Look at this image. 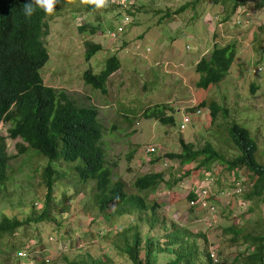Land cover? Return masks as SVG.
I'll list each match as a JSON object with an SVG mask.
<instances>
[{
	"label": "rangeland",
	"instance_id": "374dc122",
	"mask_svg": "<svg viewBox=\"0 0 264 264\" xmlns=\"http://www.w3.org/2000/svg\"><path fill=\"white\" fill-rule=\"evenodd\" d=\"M116 1L109 0L108 7L95 9L81 0H61L55 12L46 16L49 28L44 41L48 57L39 73L45 84L63 89L77 103L97 107L101 145L111 179L119 177L126 191L137 192L132 184L136 175L147 170L163 173L164 180L154 188L138 191L148 201H157L158 220L149 227L135 211L118 215L99 212L93 202L94 182L82 183L70 163L52 160L63 174L53 182L48 217L22 224L4 237L14 242L21 254L8 249L0 253V264H66L63 254L76 257L84 252L106 255L108 264H131L114 245L123 244L119 230L135 223L140 235H151L162 242V233L170 229L171 222L200 233L196 238L202 250L199 257L203 258L202 253L210 249L215 260L245 264L242 252L248 249L249 242L244 236L262 232L264 201L245 200L229 194L228 189L224 194L211 195L216 209L209 211L214 220L207 224L204 218L208 212L196 204L189 205L186 198L192 183L207 169L195 166L196 160L179 164L165 152L178 151L181 138L194 147L208 141L228 158L237 150L228 139L226 126L236 121L247 127L256 141L257 160L264 162V69L251 71L255 62L264 61V4L258 6V0H247L228 12V3L195 0L167 15L192 0H131L130 22L111 38L106 30L120 19ZM83 23L98 27L89 33L78 29ZM85 39L100 44L87 59L83 55ZM227 42L235 44V56L227 73L206 88L197 87L195 61L206 55L214 43ZM112 52L119 59V67L108 75L105 91L84 83L82 71L90 67L92 72H98ZM250 83L255 84L253 91ZM201 100L206 104L197 106L198 112L190 109ZM210 101L219 105L213 117L209 115ZM155 104L162 108L163 116L172 115V123L144 114ZM185 115V126L178 128ZM7 125L0 122V133L6 134ZM15 141L20 138H5L6 151L13 156L8 160V179L0 195V214L24 218L44 207L40 171L48 159L35 154L33 148L16 153ZM148 145H154L157 151H147ZM211 163L214 181L209 190L213 192L227 185L228 175L220 161ZM229 225L239 229L234 241ZM64 248L66 251H61ZM155 256L156 264H163L172 254L163 250Z\"/></svg>",
	"mask_w": 264,
	"mask_h": 264
},
{
	"label": "trees",
	"instance_id": "16d2710c",
	"mask_svg": "<svg viewBox=\"0 0 264 264\" xmlns=\"http://www.w3.org/2000/svg\"><path fill=\"white\" fill-rule=\"evenodd\" d=\"M213 1L230 4L228 12L247 2ZM26 2L28 0H0V122L8 123L6 134L0 133V195L8 179V160L13 156L6 151L5 138L19 137L20 141L14 142L16 153L33 148L36 150L35 154H43L48 159L40 171L44 185V207L38 213L31 212L24 218L0 214V253L11 248L18 250L14 242L4 240V237L10 236L17 227L48 217L53 182L63 174V171L50 162L52 160L70 163L72 171L82 183L90 180L94 182L92 196L99 212L107 211L109 215H118L135 211L138 218L146 221L149 227L153 226L158 220V203L155 200L148 201L147 197L138 191L154 188L164 180L163 173L160 170H147L136 175L132 184L137 192L126 191L121 178H110V170L105 163L101 145L102 128L97 117V107L93 104L77 103L63 89L45 84L42 80L39 67L48 57L44 41L49 28L47 14L37 8L32 17L26 18L22 10ZM189 2L193 3L195 0L182 3L165 14L180 11ZM60 3L61 0L56 7ZM263 4L264 0L256 2L258 6ZM125 11L130 12L129 7ZM97 27L98 24L90 23L78 25L79 30L87 29L89 33H94ZM99 48V43L85 39L84 57L89 58ZM234 56V42L219 45L214 43L209 52L200 56L194 63V70L198 73L195 85L206 88L209 84L219 81L227 73ZM118 67L119 59L116 53L112 52L104 58L103 66L98 72H92L91 68L87 67L81 76L84 83L104 92L108 75ZM254 88L255 84L250 83V90L253 91ZM205 104L204 100H201L190 109L194 110L197 106ZM208 107L209 115L213 117L219 105L210 101ZM145 110L146 116L173 122L172 115L163 116L162 108L157 104ZM226 132L229 141L237 150L228 158L223 157L208 141L200 147H194L192 143L181 138L179 150L165 152V155L176 159L179 164L196 160L195 166L202 165L206 169L211 168V162L218 160L223 164L227 175L234 171L242 176L243 188L238 193L242 199L256 203L264 201V162L257 160L255 139L249 134L247 127L236 121H231L226 126ZM175 180L176 178L173 182ZM166 183L171 184L167 181ZM190 196L192 191L186 193V198ZM248 209H251L250 205ZM228 229L233 232L231 240H236L239 229L231 225ZM199 234L171 222L170 229L162 233L163 241L159 242L151 235H140L133 223L119 230V235L124 237L123 244L120 246L114 242V245L126 254L131 264H156V252L163 250L172 254L163 264H234L226 263L223 259L213 260L208 250L202 253L203 258L199 257L202 251L196 241ZM244 239L249 242L248 249L241 251L245 253V264H264V228L261 233H246ZM62 257L66 264H108L106 255L94 256L89 252L76 257L63 254Z\"/></svg>",
	"mask_w": 264,
	"mask_h": 264
},
{
	"label": "built area",
	"instance_id": "2783aa9c",
	"mask_svg": "<svg viewBox=\"0 0 264 264\" xmlns=\"http://www.w3.org/2000/svg\"><path fill=\"white\" fill-rule=\"evenodd\" d=\"M130 1L131 0H117L116 1L117 2L116 4L118 5L119 11H120L119 12L120 19L116 22V24L107 28L106 34L109 37L111 38L116 37L119 34V32H121L124 29V27L130 22V14L129 12L127 13L125 11L126 8L130 7V4H131L129 3ZM263 69H264V61L262 62L257 61L251 67L252 72L263 70ZM198 110L199 108H196L194 111L198 112ZM187 120H188V117L186 115L182 116L178 122V128H183ZM146 150L150 152L157 151L154 145H148L146 147ZM210 169H207L206 171H204L205 173L202 174L200 179H198L197 181H194L192 183L191 188L187 190V192L192 191V196L187 198V203L192 206L196 204L201 209H204L205 211L208 212L209 215H207L206 218H204V221L205 220L208 221V222L205 221V223L207 224L212 223V221L214 220V218L212 217L214 216L213 213L209 211H214L216 209L215 203L211 199V195L224 194L227 189H228L227 192H229V194L238 195V193L241 191V188H243V184L241 182L243 179L242 176L239 173H234L233 171V172H230V174H228V181H227L226 186L220 188L217 191L215 190L213 192L210 191L209 186L213 183L212 181H214V176L211 173L212 170ZM229 182H231L230 185H229ZM61 251H66V248L61 249ZM208 251H209V255L213 258V260H215L216 256L214 255L213 250L209 249ZM17 253L21 254L20 249L17 251Z\"/></svg>",
	"mask_w": 264,
	"mask_h": 264
},
{
	"label": "clouds",
	"instance_id": "9594fccd",
	"mask_svg": "<svg viewBox=\"0 0 264 264\" xmlns=\"http://www.w3.org/2000/svg\"><path fill=\"white\" fill-rule=\"evenodd\" d=\"M58 2L59 0H28V2L23 4L22 10L26 18L32 17L37 8L47 15H52ZM81 3L93 6L95 9H101L108 7L109 0H81Z\"/></svg>",
	"mask_w": 264,
	"mask_h": 264
}]
</instances>
